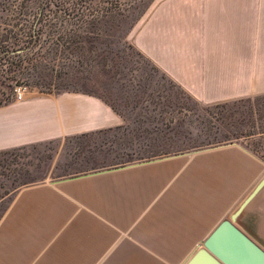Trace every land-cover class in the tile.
Masks as SVG:
<instances>
[{
    "label": "crops",
    "instance_id": "crops-1",
    "mask_svg": "<svg viewBox=\"0 0 264 264\" xmlns=\"http://www.w3.org/2000/svg\"><path fill=\"white\" fill-rule=\"evenodd\" d=\"M129 40L198 102L264 95V0H154ZM126 124L95 94L30 93L0 106V151ZM263 174L229 144L21 188L0 218V264H184ZM234 224L264 250V188Z\"/></svg>",
    "mask_w": 264,
    "mask_h": 264
},
{
    "label": "rangeland",
    "instance_id": "rangeland-1",
    "mask_svg": "<svg viewBox=\"0 0 264 264\" xmlns=\"http://www.w3.org/2000/svg\"><path fill=\"white\" fill-rule=\"evenodd\" d=\"M120 1L0 0L2 104L19 93L81 91L100 96L127 121L117 131L0 156V218L21 188L109 165L229 144L264 165V95L196 101L129 40L154 0Z\"/></svg>",
    "mask_w": 264,
    "mask_h": 264
},
{
    "label": "water",
    "instance_id": "water-1",
    "mask_svg": "<svg viewBox=\"0 0 264 264\" xmlns=\"http://www.w3.org/2000/svg\"><path fill=\"white\" fill-rule=\"evenodd\" d=\"M262 188L264 178L232 215V219L223 221L184 264H264V250L234 224Z\"/></svg>",
    "mask_w": 264,
    "mask_h": 264
},
{
    "label": "trees",
    "instance_id": "trees-1",
    "mask_svg": "<svg viewBox=\"0 0 264 264\" xmlns=\"http://www.w3.org/2000/svg\"><path fill=\"white\" fill-rule=\"evenodd\" d=\"M114 1H117V3H121V1L120 0H114ZM130 2H131V0H129ZM118 5L119 4H117L116 5V7H118ZM108 14V12H106V15ZM91 16H94V17H98V14H92ZM103 17H104V15H103ZM33 32H32V34H31V36L32 37H34L35 35H37V34H35V31L34 30H32ZM15 50H16V48H15ZM90 94H92V93H90ZM96 95V94H95ZM98 96V95H97ZM100 97V96H99ZM3 102H0V106L1 105H3L2 104ZM16 149H14V150H6V151H0V156H2V155H7V154H9V153H11L12 151H15Z\"/></svg>",
    "mask_w": 264,
    "mask_h": 264
},
{
    "label": "built area",
    "instance_id": "built-area-1",
    "mask_svg": "<svg viewBox=\"0 0 264 264\" xmlns=\"http://www.w3.org/2000/svg\"><path fill=\"white\" fill-rule=\"evenodd\" d=\"M24 97H25V95L23 93H19L17 96V101H23Z\"/></svg>",
    "mask_w": 264,
    "mask_h": 264
}]
</instances>
